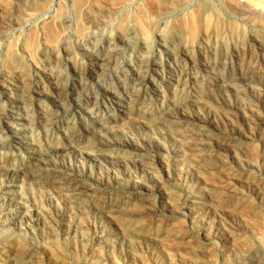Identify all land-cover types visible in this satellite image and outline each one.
I'll use <instances>...</instances> for the list:
<instances>
[{"label": "rangeland", "instance_id": "obj_1", "mask_svg": "<svg viewBox=\"0 0 264 264\" xmlns=\"http://www.w3.org/2000/svg\"><path fill=\"white\" fill-rule=\"evenodd\" d=\"M84 2L0 0V264H264V0Z\"/></svg>", "mask_w": 264, "mask_h": 264}, {"label": "bare ground", "instance_id": "obj_2", "mask_svg": "<svg viewBox=\"0 0 264 264\" xmlns=\"http://www.w3.org/2000/svg\"><path fill=\"white\" fill-rule=\"evenodd\" d=\"M98 1H103V2H106V3H108V5H109V7L110 8H113L114 6H116V5H118V4H120V5H126L127 3H129L130 2V0H92V4L93 3H96V2H98ZM143 1V7H145V9H146V11H148L149 13H153V12H156L159 8H161V6L163 5V4H166V2L165 1H169V0H142ZM171 1H173V3L174 2H181V1H186V0H171ZM82 2V1H81ZM91 2V0H85V2H84V4L82 5V7H84V6H87V4L88 3H90ZM170 3V2H169ZM91 4V3H90ZM105 4V3H104ZM172 5V4H171ZM174 5V4H173ZM91 6V5H90ZM119 6V5H118ZM117 6V7H118ZM175 6V5H174ZM89 7V6H88ZM107 7V6H106ZM166 8V7H165ZM99 9V8H98ZM95 10V9H94ZM108 10H109V8H108ZM82 11V10H81ZM98 11V10H97ZM111 11V10H110ZM117 11V10H116ZM167 11V10H166ZM141 12V11H140ZM162 12V11H161ZM83 13V12H82ZM87 13V12H86ZM113 13V12H112ZM159 13V12H158ZM165 14V13H164ZM167 14V13H166ZM84 24V23H83ZM213 35H215V34H213ZM223 35V34H222ZM208 36V35H207ZM224 36V35H223ZM182 37H183V35H182ZM210 37V36H209ZM213 38V37H212ZM216 38H219V35H217L216 34ZM223 40V39H222ZM184 41V40H183ZM260 41V40H259ZM60 42V41H59ZM221 42V41H220ZM188 43V42H187ZM205 45V44H204ZM223 45V44H222ZM225 47H226V44H225ZM227 48V47H226ZM182 49V48H181ZM222 50V49H221ZM231 51V50H230ZM238 51V50H237ZM250 51V50H249ZM211 52V51H210ZM219 53V52H218ZM211 54V53H210ZM217 54V53H216ZM233 52L231 51L230 53H226V55H225V57L224 58H222V59H220L221 60V63H223V64H225V66H227V65H231V66H233V67H236L238 64H240L241 63V65H243V63H244V59L242 60V58H244V55L241 57L240 55V58L237 60L236 58H234L233 57ZM199 56V55H198ZM222 56H223V54H222ZM189 57H191V58H193L194 57V54H190V56ZM216 60V59H215ZM247 60V59H246ZM219 61V60H218ZM206 64H208V63H206ZM209 65V64H208ZM219 65V64H218ZM241 73V72H240ZM217 76V75H216ZM227 77V76H226ZM225 76H223V77H221V78H219V79H217V80H219V82L221 83L220 84V86L222 85V86H228V85H231V84H233L234 82H233V80H230L229 78H226ZM145 81L147 80V78L146 77H144L143 78ZM238 79L240 80V81H246V80H248L249 78H248V74H247V71H244V72H242L241 73V75H239V77H238ZM148 83V82H147ZM146 84V83H145ZM198 90V89H197ZM199 91V90H198ZM195 93V92H194ZM195 97V96H194ZM193 100V99H192ZM181 102V101H180ZM183 141V140H182ZM219 170H220V172L222 173V174H224V175H229L231 172H230V169L228 168V165L226 164V163H222V165L218 168ZM209 170V169H208ZM207 170V171H208ZM252 178V177H251ZM222 180V179H221ZM227 181V180H226ZM225 183V182H224ZM230 183V182H229ZM59 184H61L62 185V188H65L66 186H65V184L63 183V182H59ZM223 184V183H222ZM220 185V184H219ZM225 185H226V183H225ZM65 192H69V189L68 188H66V189H63ZM71 193H73L74 195L73 196H75L76 194L74 193V191H72ZM70 193V194H71ZM223 193V192H222ZM221 193V194H222ZM224 194H226V193H224ZM223 195V194H222ZM71 198V197H70ZM220 199H222V198H220ZM225 199V198H224ZM227 199V198H226ZM229 203V202H228ZM224 204V203H223ZM221 206V205H220ZM227 206V205H226ZM113 208V207H112ZM111 208V209H112ZM118 208V207H117ZM200 209V208H199ZM199 209H196V210H194L193 211V213H194V216H199L200 214H201V210H199ZM190 218H191V216H190ZM197 218V217H196ZM197 222V221H196ZM203 225V224H202ZM207 228V227H206ZM194 229V228H193ZM167 230V229H166ZM181 231V230H180ZM200 231V230H199ZM168 232V231H167ZM182 232H184V231H182ZM165 234H166V232H165ZM167 234H169L168 235V237L169 238H178V237H180L179 236V232H178V229L177 228H172L171 230H170V232H168ZM181 235V234H180ZM188 235V234H187ZM186 235V236H187ZM207 235V234H206ZM184 239V238H183ZM186 239V238H185ZM196 239H198V238H196ZM196 239H194V238H188L187 240H183L184 242H186L187 243V245H189L190 247H192V248H194V249H199L200 248V243H198V241L196 240ZM173 240V239H172ZM181 240V239H180ZM213 241V240H212ZM177 242V241H176ZM206 243V242H205ZM187 245H186V247H187ZM202 249V248H201ZM189 251V250H188ZM198 252V251H197ZM204 252V251H203ZM190 256V255H189ZM193 256V255H192ZM194 256H196V255H194ZM193 256V257H194ZM195 258V257H194ZM193 259V258H192ZM206 259V258H205ZM211 263V262H210ZM242 263V262H241Z\"/></svg>", "mask_w": 264, "mask_h": 264}]
</instances>
